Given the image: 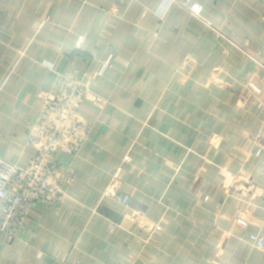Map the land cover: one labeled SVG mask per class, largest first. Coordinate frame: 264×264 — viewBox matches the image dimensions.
I'll return each mask as SVG.
<instances>
[{"label":"crops","instance_id":"crops-1","mask_svg":"<svg viewBox=\"0 0 264 264\" xmlns=\"http://www.w3.org/2000/svg\"><path fill=\"white\" fill-rule=\"evenodd\" d=\"M255 59L264 0H0L2 158L30 165L60 76L107 100L81 106L82 151L59 152L69 197L34 206L12 242L0 232V264H264L248 238L264 236V111L239 100L264 88ZM118 170L128 205L104 196Z\"/></svg>","mask_w":264,"mask_h":264},{"label":"built area","instance_id":"built-area-1","mask_svg":"<svg viewBox=\"0 0 264 264\" xmlns=\"http://www.w3.org/2000/svg\"><path fill=\"white\" fill-rule=\"evenodd\" d=\"M190 11L198 18L202 16V6L194 4ZM214 27V26H212ZM110 54L104 68L111 64ZM259 66L264 62L255 59ZM40 110L30 127L27 145L36 150V155L28 167H21L0 156V232L8 242L20 237L25 223L34 206H60L69 197V189L78 178L74 169L64 170L59 152L78 155L91 131L93 122L81 113L85 101L107 104L90 88L72 76H60V86L56 93L41 92ZM242 102H254L264 111V88L255 81H249L239 94ZM256 155L264 157V119L261 132L256 136ZM121 170H118L104 196L128 205L131 196L122 191ZM111 229L114 224H110ZM252 245L264 250V236L249 234Z\"/></svg>","mask_w":264,"mask_h":264}]
</instances>
